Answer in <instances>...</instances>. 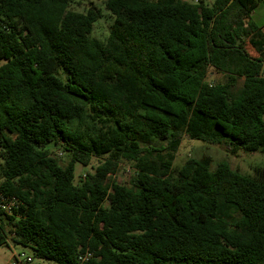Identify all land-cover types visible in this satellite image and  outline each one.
Segmentation results:
<instances>
[{
  "label": "trees",
  "instance_id": "trees-1",
  "mask_svg": "<svg viewBox=\"0 0 264 264\" xmlns=\"http://www.w3.org/2000/svg\"><path fill=\"white\" fill-rule=\"evenodd\" d=\"M71 1L0 0V190L20 201L0 211V248L54 264L85 250L81 264H264V165L173 166L183 136L264 154V33L251 18L264 0H102L103 41L91 35L101 11Z\"/></svg>",
  "mask_w": 264,
  "mask_h": 264
},
{
  "label": "rangeland",
  "instance_id": "rangeland-1",
  "mask_svg": "<svg viewBox=\"0 0 264 264\" xmlns=\"http://www.w3.org/2000/svg\"><path fill=\"white\" fill-rule=\"evenodd\" d=\"M192 2H196L197 0H188ZM206 2H210V0H206ZM95 7L101 11V17L93 24V30L91 35L101 41L105 40L109 33L110 25L113 21L112 15L104 8L102 0H72L70 3V8L75 11L85 12L88 8ZM252 20L261 28L264 33V4L259 3L255 8L253 13L251 14ZM246 49L252 56H257V53L251 47V45L247 42ZM264 72V70H263ZM226 77L218 73L216 71L210 70L207 76V81L209 82H224ZM242 79L238 80V86L241 84ZM52 152L54 156H58L59 160L62 163H66L68 158L61 149L57 147H52ZM202 156H208L211 159L210 169L213 170L216 164L222 160H225L229 163L230 167L238 170L244 174H253L255 169L264 165V154L260 151L246 152L239 151L236 154L228 153L225 148L222 146H218L215 144H211L198 139H191L187 136H183L181 144L175 154V158L173 161L174 167H180L187 159L189 158H201ZM100 158L92 157L88 166H83L81 164L75 165V179L74 182H78L80 177H82L87 171H90L94 168ZM2 160L0 159V164ZM131 170V166L128 163H120L117 174L114 176L115 179L120 181L126 180L129 172ZM3 177L0 173V182ZM16 250H20L24 248L26 252H31L29 248L16 246L14 247ZM10 257L9 248L1 247L0 248V264H2L5 260ZM34 264H54L51 261L35 258Z\"/></svg>",
  "mask_w": 264,
  "mask_h": 264
},
{
  "label": "built area",
  "instance_id": "built-area-1",
  "mask_svg": "<svg viewBox=\"0 0 264 264\" xmlns=\"http://www.w3.org/2000/svg\"><path fill=\"white\" fill-rule=\"evenodd\" d=\"M20 201L13 195H8L0 190V211L10 214L13 208H17ZM15 245L9 242L10 257L2 264H34L35 257L32 252H26L24 248L16 250ZM91 256V252L85 250L78 255L79 263H84Z\"/></svg>",
  "mask_w": 264,
  "mask_h": 264
}]
</instances>
